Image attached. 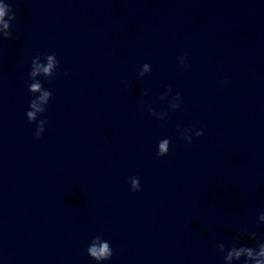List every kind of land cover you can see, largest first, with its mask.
I'll return each instance as SVG.
<instances>
[{
  "label": "water",
  "instance_id": "obj_1",
  "mask_svg": "<svg viewBox=\"0 0 264 264\" xmlns=\"http://www.w3.org/2000/svg\"><path fill=\"white\" fill-rule=\"evenodd\" d=\"M0 2L16 16L0 38V264H97V235L102 264H224L217 245L244 228L264 240V0ZM53 53L36 139L29 72Z\"/></svg>",
  "mask_w": 264,
  "mask_h": 264
},
{
  "label": "clouds",
  "instance_id": "obj_2",
  "mask_svg": "<svg viewBox=\"0 0 264 264\" xmlns=\"http://www.w3.org/2000/svg\"><path fill=\"white\" fill-rule=\"evenodd\" d=\"M16 16L11 6L8 3L0 2V38L11 39L13 38V33L11 31L12 21L15 20ZM43 63L40 56H36L32 59L31 70L29 72L30 83L28 84L29 91L32 94V99L30 101L29 108L26 112L27 119L30 123L36 124V131L34 136L36 139H40L45 131V125L48 120L39 119L40 114L47 111V105H49L52 92L51 90L45 89L42 81L38 79L39 77H44L45 80L51 81L55 78L60 70V61L57 56L53 54L45 55ZM179 63L184 67H189L187 56H182L178 58ZM151 65L148 63L143 64L142 70L139 71L138 75L143 77L145 74L151 73ZM68 75L67 72L63 73ZM226 85L228 80L223 81ZM173 92V88L169 85L166 91L161 94L160 99L167 100L169 94ZM182 94L176 92L169 102L170 111H178L182 104ZM150 114L157 120H166L169 116L168 111L157 112L155 109H150ZM180 132V138L187 143H191L193 140L192 133L195 132L197 138L204 135L203 129L196 130L194 128H184L178 129ZM171 141L167 138L162 139L158 143L157 155L159 157H164L169 154ZM131 190L133 192H139L142 190L139 177H130ZM259 222L264 224V213L259 215ZM241 236H247L250 240L256 241L255 246H248L246 244L239 245ZM217 250L223 253L224 264H264V240L258 239L256 232H249L247 228H244L240 235L235 238V241L229 247L226 243H219L217 245ZM87 254L95 261L97 264H102V262L109 261L114 255L113 249L110 243L103 238L102 235H97L91 241L87 248Z\"/></svg>",
  "mask_w": 264,
  "mask_h": 264
}]
</instances>
